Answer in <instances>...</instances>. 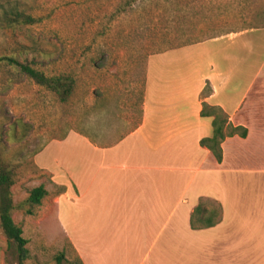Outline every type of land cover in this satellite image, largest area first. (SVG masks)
Listing matches in <instances>:
<instances>
[{
    "label": "crops",
    "instance_id": "1",
    "mask_svg": "<svg viewBox=\"0 0 264 264\" xmlns=\"http://www.w3.org/2000/svg\"><path fill=\"white\" fill-rule=\"evenodd\" d=\"M204 105L247 130L223 141L221 162L200 144L213 135ZM104 138L71 131L37 157L65 189L54 223L82 264H264V26L149 56L139 124ZM200 199L222 219L193 230Z\"/></svg>",
    "mask_w": 264,
    "mask_h": 264
},
{
    "label": "rangeland",
    "instance_id": "2",
    "mask_svg": "<svg viewBox=\"0 0 264 264\" xmlns=\"http://www.w3.org/2000/svg\"><path fill=\"white\" fill-rule=\"evenodd\" d=\"M226 26H264V0H0V57L75 82L64 103L0 63V163L14 178L13 219L28 240L24 264H58L60 253V264H79L54 223L53 201L65 189L40 170L38 155L71 131L107 142L125 136L140 122L149 56ZM41 185L48 195L28 215L29 194ZM12 253L0 229V264H17Z\"/></svg>",
    "mask_w": 264,
    "mask_h": 264
},
{
    "label": "trees",
    "instance_id": "3",
    "mask_svg": "<svg viewBox=\"0 0 264 264\" xmlns=\"http://www.w3.org/2000/svg\"><path fill=\"white\" fill-rule=\"evenodd\" d=\"M0 63H7L9 66L20 70L21 74L33 81L36 85L49 90L57 95L61 102H67L73 95L75 82L70 77L53 76L49 77L42 71L34 68V64L21 63L15 58L0 57ZM210 89L206 91V95ZM202 116L213 117V135L201 141V146L212 152L218 162L222 161V143L227 137L239 136L245 138L247 130L242 127H234L228 116L219 108L204 105ZM14 185L12 172L0 163V229L7 239L10 253L17 256V264H24L29 259L27 248L28 240L24 237L21 226L13 219L16 209L13 201L11 188ZM48 195L46 188L41 185L34 188L26 201L29 209L26 213L33 215V208L40 207ZM211 206L209 208L208 206ZM222 209L219 204L210 199H200L198 205L191 215V228L202 230L215 227L221 222ZM12 253V254H13ZM65 258V253H60L55 260L58 264ZM79 264H82L79 260Z\"/></svg>",
    "mask_w": 264,
    "mask_h": 264
}]
</instances>
